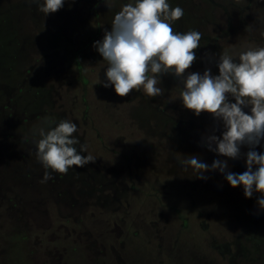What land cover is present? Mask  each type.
<instances>
[{
	"label": "rangeland",
	"instance_id": "374dc122",
	"mask_svg": "<svg viewBox=\"0 0 264 264\" xmlns=\"http://www.w3.org/2000/svg\"><path fill=\"white\" fill-rule=\"evenodd\" d=\"M172 2L184 9L174 28L203 34L186 71L215 73L225 48L264 46V0ZM118 8L66 0L44 16L36 0H0V264H264L259 193L245 198L217 171L197 179L177 158L211 164L202 137L219 135L218 122L170 101L180 84L171 75L151 98L98 83L106 62L92 42ZM44 116L77 122L83 154L96 159L41 183L33 134ZM228 167L242 172L243 157ZM176 203L196 207L191 220Z\"/></svg>",
	"mask_w": 264,
	"mask_h": 264
},
{
	"label": "clouds",
	"instance_id": "9594fccd",
	"mask_svg": "<svg viewBox=\"0 0 264 264\" xmlns=\"http://www.w3.org/2000/svg\"><path fill=\"white\" fill-rule=\"evenodd\" d=\"M44 16L62 8L66 0H36ZM111 11L118 3L110 28L92 46L106 62L103 87H111L118 96L142 91L147 97L163 96L164 75L180 81L175 96L194 116L210 114L221 129L202 137L203 145L217 154L211 164L199 157L177 152L181 165L191 168L197 179H207L210 171L223 175L230 187L240 186L243 196L259 193L256 205L264 210V46H233L219 53L212 67L202 71L189 70L202 47L203 34L197 29L178 31L175 21L184 9L172 0H102ZM246 26L245 29H247ZM34 129L35 157L45 169L41 183L56 173H67L70 167H83L94 161L80 142L77 122L69 118L58 121L44 116ZM48 127H45L44 125ZM54 125V126H52ZM75 133V135H74ZM259 146L260 150H257ZM242 147L246 151H242ZM219 157H224L221 159ZM243 157L244 170H229L228 159Z\"/></svg>",
	"mask_w": 264,
	"mask_h": 264
},
{
	"label": "trees",
	"instance_id": "16d2710c",
	"mask_svg": "<svg viewBox=\"0 0 264 264\" xmlns=\"http://www.w3.org/2000/svg\"><path fill=\"white\" fill-rule=\"evenodd\" d=\"M177 205H171V208H173L174 212L178 215V216H187L188 219L191 220V217L193 214H192V211L194 208L196 207H184L182 206V204L180 205L179 203H176ZM190 208V215L189 214H184V211L183 210H189ZM193 224L192 223H189V222H185L184 226H183V231H190V230H193ZM171 259V258H170ZM173 262V261H172ZM171 264V262H170Z\"/></svg>",
	"mask_w": 264,
	"mask_h": 264
}]
</instances>
